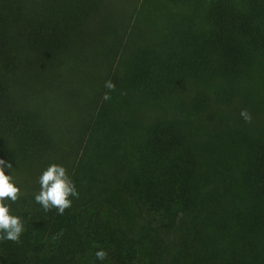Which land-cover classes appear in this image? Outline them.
<instances>
[{
  "label": "trees",
  "instance_id": "1",
  "mask_svg": "<svg viewBox=\"0 0 264 264\" xmlns=\"http://www.w3.org/2000/svg\"><path fill=\"white\" fill-rule=\"evenodd\" d=\"M0 159V264H264V0H0Z\"/></svg>",
  "mask_w": 264,
  "mask_h": 264
},
{
  "label": "clouds",
  "instance_id": "2",
  "mask_svg": "<svg viewBox=\"0 0 264 264\" xmlns=\"http://www.w3.org/2000/svg\"><path fill=\"white\" fill-rule=\"evenodd\" d=\"M103 99L110 100V93L116 90V85L111 80L105 81ZM241 117L246 122H251L252 116L246 110H241ZM12 164L0 159V242H20V237L25 231L24 223L19 216L11 214L10 205L5 201L17 202L21 196V189L16 185L11 175L5 174V169H11ZM40 191L35 195V202L40 204L45 212L53 209L57 214L72 207L73 198L79 199V192L67 169L58 164H51L39 177ZM98 260L107 259L108 253L104 250L96 252Z\"/></svg>",
  "mask_w": 264,
  "mask_h": 264
}]
</instances>
